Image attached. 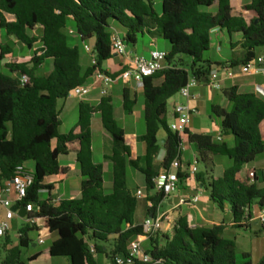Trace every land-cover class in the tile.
<instances>
[{
    "label": "trees",
    "instance_id": "obj_1",
    "mask_svg": "<svg viewBox=\"0 0 264 264\" xmlns=\"http://www.w3.org/2000/svg\"><path fill=\"white\" fill-rule=\"evenodd\" d=\"M234 0H162V11L155 9V0H0V29L7 38L23 44L34 54L27 62L14 57L9 44L0 45V184L12 179L19 167L32 172L34 183L22 206L33 204L38 217L46 220L50 234L56 236L48 255L67 258L71 264H99L104 256L113 262L126 256L131 243L144 234L136 223L139 200L128 185V168L144 179L146 202H152L147 217L156 214L165 199L156 191L155 179L161 171L169 172L176 162L175 172L180 181L189 178L182 169V137L171 131L168 124V102L179 94L190 77L199 84L209 82L217 67L231 68L257 59L258 49L264 50V0H252L244 9L254 14L248 23L242 14L234 13ZM215 8L216 12L210 10ZM3 14L14 16L8 22ZM73 27L79 42L69 33ZM124 31L128 48H135L140 36L148 34L152 40L161 38L169 44L167 68L143 80L145 132L137 137L144 146V154L134 156L126 141V132L115 117L113 98L104 95L97 105L79 102L76 125L68 134H61L59 102L66 101L76 88L86 86L96 72L117 78L103 65L114 60L113 32ZM120 33V32H119ZM218 33L230 38V57L227 62L205 59L212 48V38ZM237 36L238 40L233 41ZM94 41L92 62L82 66L81 43ZM84 51V50H83ZM189 59V62L186 61ZM52 61L47 75L40 70ZM29 78L27 84L21 77ZM161 81L160 85L156 82ZM222 91V90H220ZM229 108L218 104L211 113L221 119V141L210 134L186 132V142L196 152L197 161L208 164L207 155L226 157L232 161L221 177L196 175L198 183L210 194L211 202L224 211L231 205L236 228L248 229L255 215L254 205L264 210V186L256 174L246 180L239 178L245 165L252 164L264 153V139L260 125L264 121V98L255 92H245L239 86L222 92ZM137 104L129 90L123 92V110L131 115ZM99 115L104 129L112 140V149L104 161L111 164V192L105 191V163L93 158L92 121ZM165 133L160 145L158 134ZM231 139L233 146L226 141ZM164 151V158H157ZM74 154L79 166L81 182L79 196L61 199H41L43 191L50 194L55 184L50 178L65 175L59 162L61 156ZM34 164L30 171L26 164ZM206 176V177H205ZM36 226L25 224L21 237L14 243L6 237L1 264H25L23 250L33 244L30 233ZM225 224L192 228L181 217L171 235L151 236L146 252L160 264H252L251 255L236 256L234 240L224 238ZM36 256L29 258L34 260ZM258 264H264V257Z\"/></svg>",
    "mask_w": 264,
    "mask_h": 264
},
{
    "label": "rangeland",
    "instance_id": "obj_2",
    "mask_svg": "<svg viewBox=\"0 0 264 264\" xmlns=\"http://www.w3.org/2000/svg\"><path fill=\"white\" fill-rule=\"evenodd\" d=\"M156 6L155 9L158 13H161L162 11V0H155ZM250 18V17H248ZM120 35L123 36L124 31L121 28H118ZM71 32V36L73 39L77 42H79V39L77 38L75 34V30L73 27H69V33ZM236 37H233V40H235ZM152 41V38L145 34L144 36H140L138 40V44L136 45L137 48H139L140 53L144 54L147 58L149 57V52L145 53L146 51H143V49H151L150 43ZM156 46L153 47L154 49H158L161 51L168 50L169 44L164 41L161 38H157L156 40ZM212 48L210 51H208L205 54V59H210L213 62H220L224 61L228 56H230V38L227 34H224L221 38L216 37L215 35L212 38ZM0 43L9 44L13 47L15 51L16 57L23 58L25 56H28L30 54V50L25 47L22 44H14L9 38L6 37L5 31L0 29ZM91 42H84L81 43V63L83 67H86V65L89 64V61H91V56H88L85 54L84 47L86 45L90 46ZM20 47L23 48V51H20ZM152 48V49H153ZM133 48H129V50H132ZM258 55L264 56V50L258 49L257 50ZM187 62H189V59H186ZM5 61L0 63V67L4 65ZM111 62H105L103 65V68L105 70L110 69ZM53 69V63L52 61H47L45 63V70L46 71H52ZM43 68V71H41V74L46 72ZM48 72L47 74H49ZM46 74V75H47ZM95 82V79H94ZM119 83H116L117 88L121 90V87L118 86ZM121 84V83H120ZM106 91H110L109 85L104 87ZM223 92V90H222ZM221 91H214L209 90L208 88H204V108H201L200 112L192 116L191 119V129L195 133L199 134H210L213 136L214 140L217 141L218 136L221 133V119L213 116L210 109L213 104H218L220 106L225 107L226 105L225 98L223 96ZM196 91H193L192 94H195ZM131 94L134 98L135 95H137V104L134 109V113L131 115H125L123 117V120L120 118V115L124 113L123 111V99L119 92L115 93V108H116V120L119 123V125L123 126L126 130L127 136L126 141L127 143L133 148V155L134 156H141L144 154V147L137 141V137L145 132V122H144V98L139 89H137V84L133 82V86L131 88ZM188 99L182 98L179 94L173 97L168 102V117L167 121L168 124L171 125L173 122V113L175 109V104L179 103L184 106H188ZM65 106V107H64ZM78 101H60L59 102V109L61 110V121L62 125L60 127V133L61 134H68L71 129L76 125L78 121V115H79V109H78ZM125 121V122H123ZM136 127V129L134 128ZM92 131H93V158L96 163H102L103 162V156L105 155V150L102 148L101 143L98 141L99 138H101L102 135L107 136L106 138L102 139V144L104 146L109 147L111 144V137L107 133V131L104 129L103 124L101 122V118L99 115H95L94 119L92 121ZM135 131V133H134ZM164 132L160 131L158 134V139L160 142V145H162V134ZM261 133L264 139V127L261 128ZM230 146H233V141L231 139L226 140ZM193 147L186 146V150L184 151V157H183V165L182 169L185 173L189 175V178L186 180H183L179 184V189L176 190V192L172 193L169 197H166L162 202L161 211H166L165 213L171 214L174 220L176 221L182 214H191V224H198L201 226H207L212 227L215 224L224 223L226 225V230L224 233V238L234 240L236 243V256L238 258V261L242 260L243 254H250L251 255V263L252 264H258L264 257V224H262L259 220H254L251 224V227L248 229H240L236 228L233 225V215L231 213V205L229 203L226 204V207L224 211L220 210L216 205H214L210 200V194L208 191H205V193H202L199 189V183L196 179V175H207L208 178L214 177L218 178L223 175L225 168H230L232 166V161L229 160L226 157L221 156H214L211 157L214 161L213 166L211 164V161H208L207 163H204L202 161L198 160L197 163V169L198 172L196 175H192V167L196 163V156L194 153ZM164 158V152L162 151L160 155L157 158V164H160ZM59 162L63 168H66V172L68 176L64 175L60 179L58 184L56 183L54 191L50 194L47 191H43L40 195L41 199H51L53 203L56 202L58 198L61 199H69L74 196L73 193L69 192L68 189H74L75 192L80 190V182H81V176L79 171V166L73 160V155L68 156H61L59 158ZM26 167L33 171L34 164L32 162H29L26 164ZM105 191L106 193L111 192V164L109 162H105ZM253 167V165H245L240 173L241 179L246 180L247 176L251 177L252 171L249 173H246L248 170H250ZM128 185L131 189H135L137 186V183H139L140 186L144 185V179L141 175H139L137 172H135L133 169L128 168ZM206 177V176H205ZM66 178V179H64ZM65 181H64V180ZM49 183V181H47ZM64 183V184H63ZM181 187V188H180ZM59 188L60 192H56V189ZM140 189L144 190V187H141ZM136 191V189L134 190ZM76 196V195H75ZM178 197V200L176 197ZM195 196H200V201L196 205H191V200ZM181 201H184V204H181ZM176 204V206L172 208V206ZM183 205V206H182ZM205 208V210H201ZM200 209L202 213L205 215L204 219H196L195 211ZM254 209L256 210L255 217L257 218L260 214L259 209L257 208L256 204L254 205ZM170 210V211H168ZM194 210V211H193ZM198 212V211H197ZM192 214H194L192 216ZM200 211L198 212L199 216ZM147 215V202L146 200H140L138 205V210L136 213V222L140 225H142L143 220L145 219ZM232 223V224H231ZM231 225V226H230ZM23 226L22 220H15L13 222V228L10 232V237L13 240L14 243L17 242V234L19 232V228ZM170 234V233H169ZM168 232L162 231L158 233L159 238H163L165 236L169 235ZM40 233L38 231H33L30 233V238L33 240V244L29 247L23 250V261L25 264H30L29 257L32 254H35L37 252H42L45 250H48L50 246L52 245L53 241L56 239L55 235H51L49 233H43V236L45 237V244L44 245H38V238ZM34 245L37 247L34 248ZM148 245L146 244V247ZM4 259V254L0 255V264L2 263ZM98 260L103 264L106 263V259H104V256H99ZM55 264H70V261L67 258H55L54 259Z\"/></svg>",
    "mask_w": 264,
    "mask_h": 264
},
{
    "label": "built area",
    "instance_id": "obj_3",
    "mask_svg": "<svg viewBox=\"0 0 264 264\" xmlns=\"http://www.w3.org/2000/svg\"><path fill=\"white\" fill-rule=\"evenodd\" d=\"M112 43L114 51L119 56H124L128 52V46L126 45L123 37L119 32L114 31L112 36ZM84 50L91 56L92 64L96 63L94 56V50L92 45H86ZM167 52L158 49H152L149 52V57L135 56L130 66L123 71L117 78H112L108 74L102 72H96L94 74L95 82L104 85H113L116 82H135L139 86L143 87V80L146 77L154 76L155 74L166 69ZM262 76L264 79V57L260 56L254 61L241 65L239 67L231 68L229 66L217 67L211 72L209 82L207 86L214 91H220L222 89V83L225 80H233L239 77H252ZM29 78L24 75L21 77V83L27 84ZM199 86V82L195 77H190L186 86L183 87L179 95L182 98L191 100L194 98L192 94L193 90ZM90 93V87L82 86L74 89L68 99L78 98L83 99ZM255 93L264 98V87L256 86ZM197 113L195 108L190 106H184L177 104L174 109V120L170 125L171 131L182 137L180 144V151L186 150V132L191 125L192 116ZM217 140L221 141V137L218 136ZM197 163L192 167L191 174L196 175L198 172ZM178 164L175 162L169 172L162 170L161 174L155 179L156 191H161L166 197H169L172 193L179 189L180 179L175 172ZM34 183V176L32 172H26L22 167L18 168L16 175L2 184H0V255L2 254V248L6 237L10 236V232L13 228V222L15 220H22L23 225L29 224L30 226H36V231L40 233L38 238V245H44L46 240L43 233H49L46 227V220L38 217L39 209L33 204H27L25 207L22 204L25 202L28 191ZM136 198L140 200H146L147 195L142 189H138L135 193ZM61 198L56 200L60 201ZM200 201L199 196H195L191 200V205H196ZM150 208L153 207L152 202H147ZM19 205L16 211H13L15 205ZM184 204V201H181ZM25 208L26 216L21 218L18 214L19 209ZM255 220H259L264 224V210H260V214ZM252 222V221H251ZM177 221L174 220L171 214L156 213L145 218L143 222L144 234L137 237L134 240L126 256H117L113 262L108 264H160L159 261H153L151 255L146 252L144 248V242L148 241L151 236L162 231H173ZM17 234V239L21 237L20 229ZM50 234V233H49Z\"/></svg>",
    "mask_w": 264,
    "mask_h": 264
},
{
    "label": "crops",
    "instance_id": "obj_4",
    "mask_svg": "<svg viewBox=\"0 0 264 264\" xmlns=\"http://www.w3.org/2000/svg\"><path fill=\"white\" fill-rule=\"evenodd\" d=\"M252 2V0H234V1H232V8H233V10H234V13H237V14H242L243 15V17L246 19V21L249 23L253 18H254V14L253 13H251V12H248V11H246L245 9H244V7L245 6H247V5H249L250 3ZM212 13H215L216 12V10H215V8H213V9H211L210 10ZM0 13H1V11H0ZM3 16L5 17V19L8 21V22H12V21H15V18H14V16H12V15H10V14H3ZM248 17H250V18H248ZM224 35V33H218L217 35H216V37H222ZM234 37H236V39L235 40H233L234 42L235 41H237L238 40V37L237 36H234ZM9 40H11L15 45L16 44H21V43H19V42H17V41H15L14 39H10L9 38ZM91 42V44L90 45H92V46H94V41H90ZM2 43H0V45H1ZM4 44H6V43H4ZM3 44V45H4ZM23 45V44H22ZM156 46V41L155 40H152L151 41V43H150V48L151 49H148V50H146V49H143V51H146L145 53H147V52H149V51H151L152 50V48L153 47H155ZM37 47H35L34 49H32V50H30V54L28 55V56H25V57H23V58H20V57H16V55H15V51H14V57H15V59H17V60H19L20 62H27V61H29L30 59H31V57L33 56V54H34V50L36 49ZM154 49V48H153ZM169 49V48H168ZM20 51H23V48L22 47H20ZM168 50H165V52H167ZM84 52H85V50H84ZM85 54L88 56V59H89V54H87L86 52H85ZM144 56V57H146L144 54H142V53H140V50H139V48H137V47H135V48H133L132 50H129V48H128V52H127V54L126 55H124V56H119V55H116V57H115V59L114 60H111L110 62L112 63L111 64V67H110V69H107L106 71L107 72H109V73H111V74H114V73H121L122 71H125L129 66H130V64H131V61H132V59L135 57V56ZM262 57V55H259V57ZM229 57L230 56H228L224 61H221V62H227L228 60H229ZM264 57V56H263ZM109 62V61H108ZM91 63V62H90ZM43 68H44V70H45V64L42 66V68H41V70H40V73H41V71H43ZM46 71V70H45ZM48 72H50V71H46V72H44V73H42V75H46ZM116 83H119L118 84V86H120L121 87V90H119L118 88H117V85H116ZM115 84H113V85H110L109 86V89H110V91H106L105 89H104V87H106V86H108V85H104V84H101V83H98V82H94V77H92L89 81H88V83H87V85L86 86H88V87H90V93L85 97V98H83V99H78V98H72V99H67L65 102H67V101H73V100H75V101H78V105H79V102H81V101H85V102H88V103H90V104H92V105H97L99 102H100V100H101V98L104 96V95H109V96H111L112 98H113V101H114V107H115V96H114V94L115 93H117V92H119L120 94H121V96H122V99H123V92H124V90L125 89H127V90H129V93H130V96H131V98H133L132 97V94H131V88H132V86H133V81L132 82H122V81H119V82H116ZM121 83V84H120ZM156 84L157 85H160L161 84V81H157L156 82ZM239 86L243 91H245V92H255V88H256V86H261V87H264V79H263V77L262 76H252V77H239V78H236V79H233V80H225V81H223V83H222V89L221 90H224V89H226V88H229V87H232V86ZM204 88H208L209 90H211L208 86H206V85H202V84H199V86L196 88V89H194L193 91H196V93L195 94H193L194 95V98L193 99H191V100H189V102H188V106H190L191 108H195L196 109V111H197V113L198 112H200V110H201V108H204V101H203V98H204ZM137 89H139L140 91H141V93H142V87L141 86H139L138 84H137ZM222 92V91H221ZM135 97H137V95H135ZM137 99V98H136ZM225 102H226V105H224L225 106V108H229V103L227 102V100L225 99ZM177 104H179V103H176L175 104V106L177 105ZM181 105V104H180ZM65 107V106H64ZM124 111V110H123ZM134 113V112H133ZM196 113V114H197ZM125 115H128V114H126L125 112L124 113H122L121 115H120V118L123 120V117L125 116ZM115 117H116V108H115ZM173 120H174V118H175V116H174V113H173ZM93 119H94V117H93ZM123 122H125V121H123ZM123 124V126H121V127H123V129L125 130V128H124V124H126V123H122ZM264 127V121L261 123V125H260V131H261V128H263ZM135 129H136V127H134ZM189 132H191V133H195L194 131H192V129H191V126L189 127ZM93 132V131H92ZM125 132H126V130H125ZM134 133H135V131H134ZM196 134H199V133H196ZM262 134V133H261ZM126 136H127V133H126ZM107 136H105V135H102L101 136V138H99V142L101 143V145H102V148H104V150H105V152H107V153H105V155H109L110 153H111V149H112V140H111V144H110V146L109 147H107V146H104V144H102V139H104V138H106ZM165 138V133H163L162 134V141H164L163 139ZM185 139H187V137H185ZM128 144V143H127ZM129 145V144H128ZM130 146V145H129ZM186 146H189L188 145V143L186 142ZM131 147V146H130ZM144 147V146H143ZM191 147V146H190ZM131 149H132V152H133V148L131 147ZM93 152H94V149H93ZM164 152V151H163ZM192 153H194L195 154V156H196V152L194 151V152H192ZM70 155H73V160H75V162H76V156L74 155V154H70ZM104 155V156H105ZM104 156H103V162L102 163H105V161H104ZM183 157H184V152H183ZM211 157H214V156H212V155H207V161H211V164L213 165V166H215L214 165V161L212 160V158ZM77 163V162H76ZM251 165H253V167L250 169V170H248L246 173H249L250 171H252V172H254L255 174H256V179L258 180V183L260 184V186H264V153L262 154V155H260L259 157H257L256 158V160L251 164ZM66 169V168H65ZM105 169H106V167H105ZM227 170V168H225L224 169V172ZM223 172V173H224ZM241 173V172H240ZM67 174V173H66ZM65 174V175H66ZM64 176V175H63ZM66 176H68V175H66ZM62 177V176H61ZM61 177H56V178H50L49 180H47V181H49V183H54L55 185H56V183L58 184L60 181H62L60 178ZM239 178H241V175L239 174V176H238ZM64 179H66V178H64ZM63 179V180H64ZM65 181V180H64ZM61 183V182H60ZM64 184V183H63ZM199 186V189L201 190V192L202 193H205V190L203 189V187L199 184L198 185ZM141 187H144V186H140L139 185V183H137V186H136V190H138V189H140ZM181 188V187H180ZM132 190H134V189H132ZM68 191L69 192H71V193H73L74 194V196L73 197H71V198H69V199H74V198H76V197H78L79 196V192H80V190H78V191H76L75 192V190L74 189H68ZM56 192H60V189L59 188H57L56 189ZM76 195V196H75ZM178 197L179 196H177L176 197V199L178 200ZM200 197V196H199ZM199 203V202H198ZM176 206V204H174L173 206H172V208L170 209V210H172L174 207ZM183 206V205H182ZM161 207H162V203H161V205L157 208V210H156V213H158V212H160V213H165L166 211H161ZM148 208H150L149 206H148V203H147V210H148ZM205 210V208H203L202 207V209L201 210ZM170 210H168V211H170ZM200 209H198L197 211L199 212L200 211V213L201 214H199V216H198V212L197 211H195V217H196V219H199V217L201 218V219H204L205 218V215L202 213V211H201ZM194 211V210H193ZM253 211H255V213H256V210L255 209H253ZM259 212H260V210H259ZM152 215H154V214H152ZM194 214H192V216H193ZM151 216V215H150ZM146 217H147V215H146ZM145 217V218H146ZM181 217H186L187 219H188V221H189V223H190V225H191V227L192 228H196V227H199V226H201V225H198V224H191V222H190V218H191V214H182V216H180L176 221H178ZM256 219V217H255V215H254V217H253V219H252V222H251V224L253 223V221ZM145 220V219H144ZM144 220H143V222H144ZM137 223V222H136ZM233 223V222H232ZM231 223V224H232ZM138 224V223H137ZM219 224H224V223H219ZM219 224H215V225H219ZM140 225V224H139ZM142 225H143V223H142ZM233 225H234V223H233ZM214 226V225H213ZM231 226V225H230ZM205 227H207V226H205ZM166 232H168V234L169 235H171V233L173 232V231H170V230H166ZM52 236L54 235V234H51ZM55 241V240H54ZM53 241V242H54ZM147 242L148 241H145L144 242V247L146 246V244H147ZM37 246L36 245H34V248H36ZM50 249V248H49ZM49 249L48 250H45V251H42V252H37V253H35V254H32L29 258H31V257H33V256H36V258L34 259V260H31L30 261V264H55V262H54V259L55 258H60V257H51V256H49L48 255V251H49ZM63 259V258H62ZM104 259H106L105 257H104ZM105 260H103V262H104ZM98 262H99V264H103V262L101 263L99 260H98ZM106 263H109L108 262V260L106 259ZM71 264V263H70Z\"/></svg>",
    "mask_w": 264,
    "mask_h": 264
},
{
    "label": "water",
    "instance_id": "obj_5",
    "mask_svg": "<svg viewBox=\"0 0 264 264\" xmlns=\"http://www.w3.org/2000/svg\"><path fill=\"white\" fill-rule=\"evenodd\" d=\"M18 207H19L18 204L15 205V206L13 207V211H16ZM18 214H19V216H20L21 218H24V217L26 216V210H25V208H21V209H19Z\"/></svg>",
    "mask_w": 264,
    "mask_h": 264
}]
</instances>
